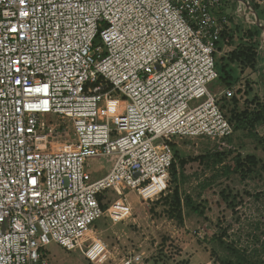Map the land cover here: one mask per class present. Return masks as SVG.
I'll list each match as a JSON object with an SVG mask.
<instances>
[{
  "label": "built area",
  "instance_id": "2783aa9c",
  "mask_svg": "<svg viewBox=\"0 0 264 264\" xmlns=\"http://www.w3.org/2000/svg\"><path fill=\"white\" fill-rule=\"evenodd\" d=\"M237 1L235 14L246 16ZM223 7V0H0V264H46L52 244L81 249L94 222L128 214L124 190L166 194L174 139L233 135L208 89L229 25ZM195 100L202 102L191 107ZM67 122L75 150L58 149ZM100 160L110 169L93 179L88 168ZM108 192L118 199L104 210L99 198L106 204ZM106 254L96 238L85 252L95 264ZM141 262L129 255L118 264Z\"/></svg>",
  "mask_w": 264,
  "mask_h": 264
},
{
  "label": "rangeland",
  "instance_id": "374dc122",
  "mask_svg": "<svg viewBox=\"0 0 264 264\" xmlns=\"http://www.w3.org/2000/svg\"><path fill=\"white\" fill-rule=\"evenodd\" d=\"M223 1L230 2L234 11L238 6L237 0ZM243 1L249 3V0ZM254 13L263 18L259 10L256 13L253 9L247 10L248 16L235 12L229 15L227 37L215 55L220 78L208 86L218 99L224 97L222 92L227 88L234 87L237 92L241 87L243 93L246 91L242 97L238 95L241 109L245 107V100L250 102L254 97L264 103V31L252 23ZM260 22L264 25V21ZM256 28L259 35L249 41L247 32ZM96 43H99L98 39ZM250 43L263 48H258L256 71L231 59V53L237 47L242 49ZM261 64L263 66L259 67ZM226 82L237 84L229 87L225 86ZM201 102L192 101L190 106L195 107ZM223 105L229 116L233 104ZM45 121L59 122V117L47 115ZM66 125L67 130L58 142V149L75 150L76 139L70 123ZM256 133L264 140L263 127L256 128ZM173 149L177 154V178L175 183L169 181L165 195L145 190H124L123 202L129 210L126 216L111 218L108 213L94 222L81 249L67 251L52 244L45 249L42 260L46 264H95L88 261L85 252L91 240L96 238L107 245L106 257L97 264H118L129 255H140L141 264H219L217 261L223 260L238 264L227 246L239 252L244 259L243 264H264V146L253 133L238 128L229 139L221 142L206 137L176 138ZM221 154L225 155L224 163L239 154L242 158L256 157L258 164L244 181L238 176L229 178L223 175L222 165L215 162ZM181 159L186 161L184 167L179 166ZM109 169L110 164L100 160L93 162L88 172L95 179ZM175 187L182 200L180 215L170 206ZM187 196L197 211L184 204ZM117 199L113 192H108L105 210Z\"/></svg>",
  "mask_w": 264,
  "mask_h": 264
},
{
  "label": "trees",
  "instance_id": "16d2710c",
  "mask_svg": "<svg viewBox=\"0 0 264 264\" xmlns=\"http://www.w3.org/2000/svg\"><path fill=\"white\" fill-rule=\"evenodd\" d=\"M249 5L257 13L259 7L255 3V0H249ZM259 33H260L259 29L256 28L253 31H248L246 34V37L249 41H251L255 37H257L259 35ZM226 37H227V33H226V31H224L223 34L221 35L219 42L216 45L217 52L221 49V44L224 41V39H226ZM250 44L251 45H248V44L245 45V47L242 49L237 47L231 53V59H232V61L240 62V64L244 67H247V68H250V69H253L256 71L257 70V63H258V48H259V46H258V44H252V43H250ZM216 69H217V63H216ZM217 72H218V69H217ZM219 78L220 77L218 76L216 81ZM225 81H227V80H225ZM231 84H233V86H234L237 84V82H232V83L226 82L225 86L230 87ZM241 90L242 89L240 87V89H238L237 92L235 93V95L231 98L221 97V98L217 99V105L220 108V110L223 112L226 120L233 126V134H234L235 130L238 128L247 130V131L253 133L254 136L258 139L259 143L262 146H264V140L262 138H260L256 133V128H258V127L264 128V103H262L258 100L256 101L254 99L256 97H254L250 102H247V100H245L246 101L244 104L245 107L243 106L241 109L238 106L239 100H240V97H242L243 95L246 94V91H244V93H243ZM225 103L233 104L232 109H230V115L229 116H227V113L223 110L225 105L222 106V104H225ZM230 137H228L226 139H229ZM226 139H224V140H226ZM172 148H173V144H172ZM173 153H174V162L171 165V168L169 171V176H170L171 182L175 183L176 178H177V172H176L177 154L175 153L174 149H173ZM220 156H222L223 158H220ZM224 158H225V155L221 154V155L217 156V159L215 161L219 165H222L221 170H222L223 175L226 177H229V178L238 176L241 181L246 180L248 175L250 173H252L253 168L256 167L258 164V160L256 159V157L251 156V155H249L245 158H242L238 154L235 157H233L230 160V162H228V163L227 162L224 163V160H225ZM185 164H186L185 160H182V159L179 160V166L180 167H184ZM262 169L264 170V165L262 166ZM99 200L101 201V205H102L103 209L105 210L107 206L104 203L102 204V198H99ZM183 202L186 206L191 207V209L193 211H197V209H196V207H194L193 202H192L190 197H188V196L185 197ZM170 206H171V208H173L174 211H176L177 215H180L181 207H182V200L180 198L177 187H175L173 189V192L171 195ZM227 249H229V251L233 254V256L238 260L237 261L238 264H243L244 259L239 254V252H237L231 246H227ZM217 262L219 264H235L231 260H226V261L223 260V261H217Z\"/></svg>",
  "mask_w": 264,
  "mask_h": 264
},
{
  "label": "crops",
  "instance_id": "0c3cea01",
  "mask_svg": "<svg viewBox=\"0 0 264 264\" xmlns=\"http://www.w3.org/2000/svg\"><path fill=\"white\" fill-rule=\"evenodd\" d=\"M255 3L258 5V10L260 11V13L263 15V18H260V20L261 21H264V0H255ZM230 6H232L231 5V3L230 2H224V7H223V9H222V11L224 12V13H227V14H232L233 12H234V10H231V7ZM230 7V8H229ZM246 16H248V15H246ZM247 19H248V17H247ZM246 19V20H247ZM262 24V23H261ZM259 48H260V46H259ZM261 66H263V64H261L259 67H261ZM210 264V263H209Z\"/></svg>",
  "mask_w": 264,
  "mask_h": 264
},
{
  "label": "water",
  "instance_id": "95a60500",
  "mask_svg": "<svg viewBox=\"0 0 264 264\" xmlns=\"http://www.w3.org/2000/svg\"><path fill=\"white\" fill-rule=\"evenodd\" d=\"M244 3L246 4V8L249 9L250 11L252 10L251 7L249 6V4L247 2L244 1ZM253 24L255 26H257L259 29L264 31V25L261 24L259 18L257 17V15L254 13V22Z\"/></svg>",
  "mask_w": 264,
  "mask_h": 264
}]
</instances>
